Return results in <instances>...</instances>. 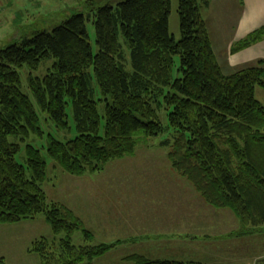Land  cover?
<instances>
[{
	"label": "trees",
	"instance_id": "obj_1",
	"mask_svg": "<svg viewBox=\"0 0 264 264\" xmlns=\"http://www.w3.org/2000/svg\"><path fill=\"white\" fill-rule=\"evenodd\" d=\"M209 4L179 0V40L170 32L171 0H123L91 9L95 52L84 13L0 50V224L43 214L56 235L64 233L52 254L44 252L46 240L32 247L41 264H94L111 246L74 244L76 231L92 235L72 208L48 203L43 188L48 161L40 149L28 143L26 164L16 159L22 143L43 135L38 112L22 89L25 66L38 104L58 128H70L71 111L77 136L66 142L50 136L47 147L64 171L75 176L102 171L111 160L133 155L142 138L169 134L161 145L170 148L180 176L211 206L232 210L242 236L264 231V104L256 97V88H264V59L225 74L203 15ZM263 40L264 25L232 51ZM49 60L46 74L34 76ZM128 259L203 264L140 254Z\"/></svg>",
	"mask_w": 264,
	"mask_h": 264
},
{
	"label": "rangeland",
	"instance_id": "obj_2",
	"mask_svg": "<svg viewBox=\"0 0 264 264\" xmlns=\"http://www.w3.org/2000/svg\"><path fill=\"white\" fill-rule=\"evenodd\" d=\"M120 1L123 0H0V50L15 40L32 37L36 31H51L76 13H84L88 17L87 30L95 52V18L91 9L107 4L117 5ZM171 3L170 32L179 40V0H171ZM52 62H43L33 75L44 76ZM179 65L180 56L175 55V69ZM20 75L22 89L38 112L43 135L33 134L22 143L16 159L26 164L28 143L42 151L48 161V178L43 184L48 203H60L72 208L92 235L89 239L82 231H76L72 236L74 244L105 243L111 246L94 260V264H134L128 259L134 254L189 263L196 253L200 255L192 239H189V232L180 235L170 233L171 220L180 218L172 214L179 210L182 216L187 214L184 220H189L193 215L199 219L204 217L200 212L204 206L212 210L203 209L210 215L213 210L222 208L208 204L191 183L172 167L168 157L170 148L161 145L169 134L142 138L133 155L111 160L102 171L87 172L82 176L71 175L56 164L47 152L50 136L63 142L77 136L71 111L70 128H58L42 111L30 88V70L25 66L20 69ZM97 89L100 92L98 86ZM256 97L264 104V88H256ZM99 111L105 114L104 105L99 106ZM162 121L167 123L164 114ZM175 202L178 208H175ZM226 211L225 215L222 214L229 233L225 236L227 241L219 250L221 255L218 257L228 264H264V231L242 236L239 234L241 221L238 216L230 209ZM210 221L218 222L214 218ZM64 236V233L56 235L52 231L43 214L17 223L0 224V259L7 264H41L40 254L31 251L35 243L37 245L46 240L44 252L52 254ZM204 245L202 247L207 244Z\"/></svg>",
	"mask_w": 264,
	"mask_h": 264
},
{
	"label": "crops",
	"instance_id": "obj_3",
	"mask_svg": "<svg viewBox=\"0 0 264 264\" xmlns=\"http://www.w3.org/2000/svg\"><path fill=\"white\" fill-rule=\"evenodd\" d=\"M209 2V6L203 10V15L223 72L232 74L264 59V40L238 52L232 51L238 41L264 25V0H209ZM174 204L175 208H178V203ZM203 209L212 211L204 206L200 211L204 217L195 219L193 215L189 220L183 219L187 214L182 216V211L176 210L177 212L172 215L180 218L171 220L169 231L176 235L190 233L189 239H192L194 248L200 251V255L195 254L193 261L203 264H228L223 258L218 257L221 255L219 250L227 241L225 236L229 233L223 219L228 211L217 209L210 215ZM211 218L218 222L210 221ZM204 244H207L206 247H202Z\"/></svg>",
	"mask_w": 264,
	"mask_h": 264
}]
</instances>
